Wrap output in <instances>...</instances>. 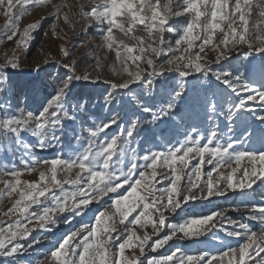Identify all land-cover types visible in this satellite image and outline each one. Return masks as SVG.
<instances>
[{"label":"snow or ice","instance_id":"obj_1","mask_svg":"<svg viewBox=\"0 0 264 264\" xmlns=\"http://www.w3.org/2000/svg\"><path fill=\"white\" fill-rule=\"evenodd\" d=\"M48 4L0 0L7 17L3 37L22 51L48 17L22 31L21 18L29 6ZM52 7L53 34L60 24L74 31L79 23L85 34L96 28L94 67L102 68L97 49L111 52L121 79L107 81L106 115L100 119L87 101L73 102L72 96L74 81L100 77L78 73L66 45L59 47L64 61H57L66 74L51 81L38 71L30 81L15 83L13 70L21 67L16 52L0 62V203L12 201L0 210V258L17 264L40 244L34 233L63 223L69 231L28 264H264V202L251 196L264 187V147L246 146L255 134L249 120L259 121L264 137V0H77ZM242 48L250 64L260 57L258 79L224 67ZM171 73L175 84H167ZM189 78L201 86L188 114L193 123L179 112ZM121 92L127 101L118 99ZM169 123L185 128L182 138L173 143L160 136L162 144L143 150L139 130ZM113 126L117 130L109 135ZM69 137L66 151L35 155ZM25 174L37 179L25 180ZM230 193L248 199L204 215L189 209ZM229 211L247 216L232 219ZM77 218L78 226L71 227ZM209 236L221 241L219 253L189 254L170 243ZM224 237L236 246L224 248ZM166 246L165 254L149 255Z\"/></svg>","mask_w":264,"mask_h":264},{"label":"rangeland","instance_id":"obj_2","mask_svg":"<svg viewBox=\"0 0 264 264\" xmlns=\"http://www.w3.org/2000/svg\"><path fill=\"white\" fill-rule=\"evenodd\" d=\"M67 3L71 5H76L77 0H51V4L46 6H29V11L25 14L20 21V30L22 31L24 27L28 24L40 20L42 16L48 17L42 21L41 26L38 30L32 33L33 38L28 41L27 46L21 51L17 48L14 41H7L3 37L2 32L5 24L7 23V17L4 12L5 9L0 8V62L5 59V56L11 57L13 52H16L21 59V67L19 69L13 70V80L17 84H23L26 81H30L33 77L37 76L39 71L40 77H45L49 81L55 79L56 77H63L66 74V69H63L59 66L57 61L63 62L64 57L59 52V47L61 44L66 45L70 50L74 52V59L78 61L77 72H88L92 75L93 78L96 76L100 77V80H79L74 81L72 96L73 102L76 100L87 101V108L90 113L95 114L100 119L106 115L104 108V98L107 96L110 91L109 84L107 81H117L121 77L117 74L119 65H115L117 71H114V54L111 52H105L102 49H97V54L101 57L102 68L97 70L95 69L96 61L92 59L90 50L94 49L100 41V35L96 28L88 29L86 34L81 30V26L78 23L75 30H71L67 26L60 24L56 30V34H53V30L50 25L52 23V18L50 13L54 11L52 5ZM67 11V9H64ZM16 12H20L21 9L18 7L15 9ZM63 37V39L61 38ZM18 38V37H17ZM167 39H172V35L168 34ZM246 49H240L232 54V58L224 62V67L228 70H238L239 72L253 73L256 78H259L261 63L260 57L256 56L253 63H249L248 59L242 55V52ZM210 53V57H211ZM45 59H48L47 64L44 63ZM251 59V58H249ZM37 65L39 66L37 68ZM216 67V66H214ZM217 70H219L217 68ZM177 77L174 73L169 74L167 79V84H175ZM215 83L214 81L212 82ZM189 87L190 91L188 93V99L182 105H180L179 112L184 115L188 123H193L194 120L188 118V114L192 109L193 97L199 94L200 84L194 82L192 78H189ZM204 87H210L209 84H205ZM51 91V89H49ZM118 99L127 101L128 95L121 92L118 96ZM99 122V121H97ZM250 130L255 129V134L250 141L247 143V147L252 150H258L264 147V137H262L261 126L259 121L249 120ZM117 129L113 126L109 130V135L112 132H115ZM185 130L184 127L177 128L175 124L169 123L167 125L160 124L158 127L145 124L139 130V142L143 150H148L153 148L156 144L163 142L158 140L157 137L163 136L165 139H172V142L175 143L176 139L182 138L181 133ZM71 137L64 141L63 146L57 145L55 148H50L44 151L36 150L35 155L40 158H52L58 151H66L68 147V140ZM72 143H75L72 141ZM19 157L13 161V163H18ZM192 164L195 165L196 161L193 160ZM11 165H9L10 167ZM210 166H205L204 171H208ZM25 180H35L37 179L36 174L28 175L25 174L23 177ZM3 187V185H0ZM255 187V186H254ZM253 202L260 203L264 202V187H257L254 193H251ZM248 196H241L237 193H230L228 197H215L211 201H199L194 205L190 204L189 209L193 214L204 215L209 214L212 211H215L217 208H232L242 200H247ZM12 201L5 198L3 202L0 203V210H7L11 206ZM92 207H99L98 205H93ZM232 219L243 220L247 213L243 211H229L227 213ZM91 215V213L89 214ZM7 219V218H4ZM80 218H77L71 227L78 226V221ZM87 219V218H85ZM176 222V221H173ZM249 223H254L248 221ZM255 228H258L259 225H254ZM69 231V226L61 223L58 228H54L52 232H39L34 233L37 235L40 244L34 246L33 249L27 250V252L21 256L17 264H28L30 258H43V254L59 239L60 236ZM165 233H161L163 236ZM223 237V233H219ZM157 237H153L156 239ZM173 246H180L189 254H195L201 249H208L214 253H219L222 249V244L220 240H215L211 236L207 239L204 237L193 238L185 241L170 242ZM228 244L236 246L235 241L231 238H223V247L226 248ZM170 249L166 246L158 250L157 253H149V255L156 256L165 254ZM0 264H7L4 258H0Z\"/></svg>","mask_w":264,"mask_h":264}]
</instances>
